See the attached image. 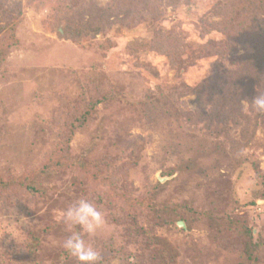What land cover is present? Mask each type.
Returning a JSON list of instances; mask_svg holds the SVG:
<instances>
[{"label":"rangeland","instance_id":"obj_1","mask_svg":"<svg viewBox=\"0 0 264 264\" xmlns=\"http://www.w3.org/2000/svg\"><path fill=\"white\" fill-rule=\"evenodd\" d=\"M264 0H0V264H264Z\"/></svg>","mask_w":264,"mask_h":264},{"label":"clouds","instance_id":"obj_2","mask_svg":"<svg viewBox=\"0 0 264 264\" xmlns=\"http://www.w3.org/2000/svg\"><path fill=\"white\" fill-rule=\"evenodd\" d=\"M246 103L257 115L264 116V92H256ZM258 203L264 204V200H259ZM63 220L71 231L63 242L67 254L77 264H98L99 252L85 239L86 236H94L105 224L104 215L98 206L81 198L66 209Z\"/></svg>","mask_w":264,"mask_h":264}]
</instances>
